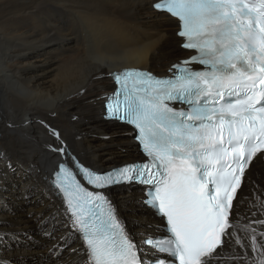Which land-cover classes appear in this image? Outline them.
<instances>
[{"label":"bare ground","instance_id":"1","mask_svg":"<svg viewBox=\"0 0 264 264\" xmlns=\"http://www.w3.org/2000/svg\"><path fill=\"white\" fill-rule=\"evenodd\" d=\"M158 1L0 0V264H91L54 173L74 157L97 170L134 162L131 131L104 119L112 74L168 76L191 55L180 48L177 21L153 10ZM142 191L104 193L136 243L164 225L141 209ZM233 221L207 264H264V155L238 193ZM60 244L62 255L46 256Z\"/></svg>","mask_w":264,"mask_h":264},{"label":"rangeland","instance_id":"2","mask_svg":"<svg viewBox=\"0 0 264 264\" xmlns=\"http://www.w3.org/2000/svg\"><path fill=\"white\" fill-rule=\"evenodd\" d=\"M178 58H182V57L181 56H176L177 61L179 60ZM118 128H122L125 131H131L127 127H122L121 126V127H118ZM134 153H137L138 154V148L134 150ZM140 206H141V209L143 211H145V209H144V207L142 206L141 203H140ZM1 207H3V206H1ZM261 223H264V221H261ZM40 227H42L44 229L47 228V223H43L42 225H39L36 228H32V230L30 232L28 231L29 232V233H27L28 234V236H27L28 239L26 240V239H24V237H22L23 239L21 240V242L24 244L23 246H25V247H31V243L34 241V237L40 232ZM20 234H22V232ZM50 234H51V231H48L47 236L44 239L45 241H49L50 240ZM154 234L155 233L153 232L150 235H154ZM6 245L8 246L7 243H6ZM39 246L41 248H43V249L46 247V245H43V244L42 245L40 244ZM66 248H67V244H65V245H61L60 244L59 246L56 247V250L55 251L50 252V254L47 253L46 256L51 255V254H53L54 256H55V254L62 255L65 252ZM221 257L223 258V256H221Z\"/></svg>","mask_w":264,"mask_h":264},{"label":"water","instance_id":"3","mask_svg":"<svg viewBox=\"0 0 264 264\" xmlns=\"http://www.w3.org/2000/svg\"><path fill=\"white\" fill-rule=\"evenodd\" d=\"M120 125V124H119Z\"/></svg>","mask_w":264,"mask_h":264}]
</instances>
